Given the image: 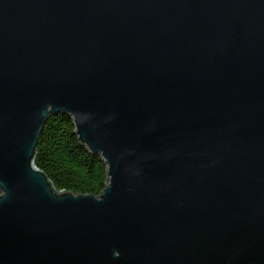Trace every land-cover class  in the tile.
Segmentation results:
<instances>
[{"label": "water", "instance_id": "water-1", "mask_svg": "<svg viewBox=\"0 0 264 264\" xmlns=\"http://www.w3.org/2000/svg\"><path fill=\"white\" fill-rule=\"evenodd\" d=\"M57 114L97 197L34 165ZM0 264H264V0H0Z\"/></svg>", "mask_w": 264, "mask_h": 264}, {"label": "trees", "instance_id": "trees-1", "mask_svg": "<svg viewBox=\"0 0 264 264\" xmlns=\"http://www.w3.org/2000/svg\"><path fill=\"white\" fill-rule=\"evenodd\" d=\"M34 165L58 192L97 197L106 186L105 163L78 143L66 115H52L45 122Z\"/></svg>", "mask_w": 264, "mask_h": 264}]
</instances>
